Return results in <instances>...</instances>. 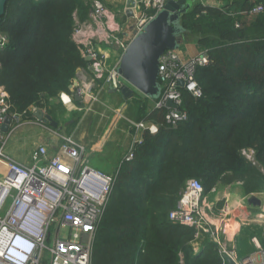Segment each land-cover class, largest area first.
<instances>
[{
	"label": "trees",
	"instance_id": "16d2710c",
	"mask_svg": "<svg viewBox=\"0 0 264 264\" xmlns=\"http://www.w3.org/2000/svg\"><path fill=\"white\" fill-rule=\"evenodd\" d=\"M93 1L8 0L0 24L7 38L0 49V87L13 113L51 108V101L71 91L77 72L89 67L73 34L76 12L87 16ZM222 1V9L206 12L197 2L183 18V42L194 40L211 59L197 73L203 96L195 99L183 91L187 121L169 127L165 110L148 115L149 99H134L138 121H152L156 130L143 132L133 159L124 160L115 174L92 264H222L208 241L195 253L190 245L195 231L169 217L191 179L201 181L204 194L226 172L264 179V12L245 15L264 0ZM58 109L49 116L59 127L68 112ZM249 149L262 174L243 156Z\"/></svg>",
	"mask_w": 264,
	"mask_h": 264
},
{
	"label": "built area",
	"instance_id": "2783aa9c",
	"mask_svg": "<svg viewBox=\"0 0 264 264\" xmlns=\"http://www.w3.org/2000/svg\"><path fill=\"white\" fill-rule=\"evenodd\" d=\"M168 1L135 0L130 35L123 38H119L121 29L115 25V17L103 3L96 2L92 11L94 24L78 25L74 33L83 56L91 58V78L85 82L75 80L70 87L71 94L61 95L63 103L70 105L72 97L79 96L84 104L81 108L90 109L99 100L96 91L123 86L126 82L117 71L119 61L112 63L107 51L97 45L112 42L123 53ZM263 12L264 5L259 4L245 15L253 17ZM5 43L6 40L0 38L1 48ZM210 61L207 51L187 58L180 50H167L159 67L162 95L154 102L149 115L165 110L164 123L169 127L187 121L183 91L195 99L203 96L197 73ZM181 81L183 88L179 86ZM170 100L174 107L167 105ZM11 109L9 95L0 87V264H92L95 237L109 205L116 173L93 169L85 145L73 134L61 136L62 144L55 154H51L47 146L39 145L31 154L30 165L19 162L6 153L8 139L15 124L23 118L26 121L28 115H34L39 109L31 106L23 113H13ZM8 118L12 119V125L4 133L1 128ZM133 127L134 140L126 161L133 159L135 147L143 141V132L156 130L146 122L133 123ZM243 154L248 161L255 162L254 150H244ZM203 199L201 181L189 180L176 209L169 215L170 220L192 228L195 240L203 234L210 235L218 246L222 264H227L226 257L235 264H264V247L256 238L252 239L256 250L243 258L238 256L236 246L228 251L225 238L230 237V225L224 220L214 227L203 209Z\"/></svg>",
	"mask_w": 264,
	"mask_h": 264
},
{
	"label": "crops",
	"instance_id": "0c3cea01",
	"mask_svg": "<svg viewBox=\"0 0 264 264\" xmlns=\"http://www.w3.org/2000/svg\"><path fill=\"white\" fill-rule=\"evenodd\" d=\"M127 2V1H126ZM201 4L203 7L208 8H222L224 7L222 0H196L195 3ZM125 17L128 21H132V19L128 18L125 12ZM92 21V12L89 15L88 21L84 23H88ZM94 24V23H93ZM115 25L119 26L121 29V32L119 33V38L126 37L127 35H130V26L124 30L122 29L120 24L115 19ZM94 29L96 31V26L94 25ZM96 42V40H94ZM97 47H101L103 51H107L110 60L114 63L120 62V58L122 56V52H120V48H111L110 46H106L105 43H101L100 45H97ZM82 48V47H81ZM117 49V50H116ZM181 54L184 57L190 58L198 55L201 52H204L200 48V46L194 41V40H187L184 41L182 44V47L180 49ZM117 59V60H116ZM113 63V62H112ZM91 78V71L90 67L87 69H80L77 72V79L80 81H89ZM99 94V100L95 102L89 109H85L87 112L93 111L94 107H98L100 101L103 102V106L111 110L108 115L103 114L105 108L100 107L99 114L104 119L106 118V121L103 123L97 122L98 117L94 123H90L89 125H86V127H93L95 126L98 128L100 132V136H97L96 132H91L86 130L85 128L82 129L80 123L75 127L72 125L74 124V121L72 119H69L66 124H69L71 127L69 130H71V135L73 134L77 141L80 143H83L87 149L89 161L91 160L94 153L100 152L103 150L104 146L108 142V140H111L113 136L116 134L120 137V139L123 138V145L121 148V153L118 157H115L114 160L109 159H102L100 161L94 162L93 165H96L98 170L105 172L107 174H115L118 170V168L121 166V164L124 162V159L126 155L129 153L133 140H134V132L135 128L133 127V123H140L138 121V111L137 108H130L131 104L134 101V99L141 100L139 97H145L144 95L140 93H136V98L132 99H125L119 92H115L114 89L107 88L103 92H98ZM61 98V95H60ZM60 98L58 99L60 101ZM55 102V100H53ZM142 101V100H141ZM145 101H147V98H145ZM151 103L154 104V101L150 100ZM72 102L76 103L77 105L83 107L84 104L81 103V100L76 101L75 97H72ZM63 105L70 110V105L64 104ZM99 108V107H98ZM148 111V115H149ZM115 113V115H114ZM128 113V115H127ZM122 114L127 115L128 117L122 116ZM93 115H97L96 109L92 112V118ZM124 120V123H121L122 119ZM38 120L34 115H28L27 120L23 123L25 124H31L33 126H36L38 124L35 123V121ZM91 121V118H90ZM130 124H128V122ZM60 126L57 128H54L50 125L51 129H54L53 131L56 132L57 136L60 138L59 141L57 138L52 137L51 139L48 138L45 140L44 138L40 137L38 145H45L49 148L51 154H55V152H58L60 145L62 144V138L61 136H66L65 129H63L62 122L60 121ZM154 122L150 121L147 122L148 126H154ZM80 125V126H79ZM68 136V135H67ZM35 147V148H36ZM34 148V149H35ZM33 149V148H32ZM34 151V150H33ZM32 151V152H33ZM31 152V154H32ZM28 161V160H27ZM20 162V161H19ZM31 157L28 162H24L23 164L30 165ZM92 162V161H91ZM90 162V164H91ZM22 163V162H21ZM246 173L242 172H226L221 176L220 181L218 184L212 188L207 194L204 195L203 199V209L208 217V219L211 221L212 225L215 227V225H220L225 220L230 225V231H229V238L233 243L237 244V251L238 256L241 255V253H252L256 250V246L253 243V238H256L259 242V244L264 247V226L263 225H249L250 223V217H252V212L255 210L254 205L256 202L259 201L260 205V211L264 215V198L263 199H257L255 194L253 193V190L249 187H251V184L247 180L248 177H246ZM252 200H254L252 202ZM218 206H220V210L216 209ZM215 213H218L216 215ZM216 215V216H214ZM219 218H218V217ZM193 240L191 243H193ZM252 251V252H251ZM248 254V255H249Z\"/></svg>",
	"mask_w": 264,
	"mask_h": 264
},
{
	"label": "water",
	"instance_id": "95a60500",
	"mask_svg": "<svg viewBox=\"0 0 264 264\" xmlns=\"http://www.w3.org/2000/svg\"><path fill=\"white\" fill-rule=\"evenodd\" d=\"M7 2L8 0H0V24L6 13ZM195 2L196 0H169L165 8L132 39L122 53L117 69L126 83L115 89V92H119L125 99L134 98L136 93L154 102L160 99L162 95V86L159 82L160 59L167 50L181 49L187 32L183 26V18L194 8ZM134 6L135 0H127L126 15L130 19L133 18ZM86 60L91 62L90 57ZM179 86L183 88L184 83L179 82ZM75 100L81 99L75 96ZM167 105L174 107L171 100ZM35 117L39 121L50 123L54 128L58 127L57 123L42 110L37 111ZM11 125L12 119L8 118L1 131L7 133ZM225 260L227 264H235L229 257Z\"/></svg>",
	"mask_w": 264,
	"mask_h": 264
},
{
	"label": "rangeland",
	"instance_id": "374dc122",
	"mask_svg": "<svg viewBox=\"0 0 264 264\" xmlns=\"http://www.w3.org/2000/svg\"><path fill=\"white\" fill-rule=\"evenodd\" d=\"M126 1L127 0H94L91 4L90 11H89V14L87 16L81 17V13L76 12V14H75V30H76L78 25H81L84 22L88 21L89 15L94 10V5L96 2L103 3L105 5V7L107 8V10L115 17L117 22L120 24L121 28L122 29L124 28V30H126L129 27L130 23L132 24V22H133V21H128L127 18L125 17ZM203 8H204L203 11H205V12L208 9V7H203ZM222 8H217V9H222ZM248 18H252V17H248ZM237 27H240V25L238 24ZM75 30H74V33H75ZM0 38L5 39L6 43H7V38L5 35L0 33ZM73 39L78 44V42L76 41V38L74 37V34H73ZM104 43L106 46H110L111 48H117L118 47L115 43H112V42H104ZM0 49H1V46H0ZM120 52H122V49H120ZM112 62H115V61L112 60ZM75 80H79V79H77V77H76ZM74 81H73V83H74ZM73 83H72V85H73ZM70 90H71V88H70ZM69 93L71 94V91ZM62 94H65V93H62ZM139 98L142 101H145L146 97L140 96ZM147 104H148V108H147L148 110L147 111L151 112L153 110L154 104L151 103L150 99L147 101ZM59 105L63 106L66 109V111L68 112V114L65 117V120H62L63 122H62L61 126L63 127V129H66V128L70 129L71 128V127H69L70 126L69 124H66L69 119H72L73 121H77L79 119V121H81L80 125H81L82 129L85 128L86 130L88 129V131L96 132L97 136H100L101 131L98 128H96L95 126L87 128L86 125H89L91 122L94 123L96 121L97 117H98L97 122H99V123L100 122L102 123V121L104 123L106 121V118L104 117V119H103L101 117V115L99 114L100 107H104L102 101H100V103H99V106H98L99 108L98 107L93 108V111H94V109H96V113H97V115H95V116L93 115V118L91 116L93 111L87 112L83 108H81V106H79L73 102H71L70 107H69L70 110H68L63 105V101L61 100V98H60V101L59 100H55V102L51 101V108H48V107L41 108L40 107L39 110L44 111V113L48 116L51 115V113L53 115H58L61 112L58 109ZM130 106H131L130 108H132V109L133 108L138 109V107H139L136 102H133ZM106 111L111 112V110H109L106 107L103 114L108 115L109 112H106ZM114 115H115V113H114ZM127 115H128V113H127ZM127 115L122 114V116H125V117H128ZM90 118H91V121H90ZM124 120L125 119H122L121 123H124ZM24 122H25V119L23 118V119H21V121L18 124L14 125L15 130L10 135V137L8 139L7 147H6V153L8 155H10L11 157L15 158L16 160L22 162V163L28 162L30 160L31 152L38 145L40 137L44 138L45 140H47L48 138L51 139L52 137L57 138L58 141L60 139L57 136V134H55L56 132L53 131L54 129L50 128V123H40V122L35 121V123L38 125L33 126L31 124L23 125ZM127 122H128V124H130L129 121H127ZM122 145H123V138L120 139V137L115 134L111 140H108V142L104 146L103 150H101V153L97 152V153L93 154V156L90 160V162L92 161L90 164L91 167L95 170H98L97 169L98 167L96 165H93L94 162L100 161L102 159H109L111 161L116 159L115 157H118L121 153ZM243 156H244V154H243ZM249 162L252 166H254L255 168H257L260 171L261 168H260L259 164L257 163L256 158H255V162L254 161H249ZM1 166H4V165L1 163ZM260 174H262L261 171H260ZM246 177H249L247 179L248 181L252 177L256 178V177L250 176V175H247ZM259 179H260V176H259ZM259 179L257 177L256 180H254V185H251V187H249V188L253 189L254 187H257V185L259 183L257 190H258L259 186H261V189H259V192H257L254 189L255 191L253 193L255 194L257 199L258 198L263 199L264 198V179H260V180ZM261 180H263V182ZM253 201L254 200H252V202ZM255 202H256L255 204L253 203V205L255 206L254 207L255 210L252 212L253 216L250 217L251 221L249 222L250 223L249 225H259L260 224V225L264 226V215L260 211V205L261 204L259 203V201H255ZM220 208L221 207L218 206L216 209L220 210ZM215 214L218 215V213H215ZM216 215H214V216H216ZM225 240H226V243L228 242L227 244H229L228 245V251H230L233 246H237V244L230 241V239L227 236H226ZM205 241H208V243H210V245H212L213 247L215 245V247L218 249V246L214 243V239L212 237H210V235H208V234H203L197 239V241H194L193 243L190 244L192 247V250L195 253H198L199 249L202 248V244ZM237 249L238 248L236 247V251H237ZM237 253H238V251H237ZM219 255H220V253H219Z\"/></svg>",
	"mask_w": 264,
	"mask_h": 264
}]
</instances>
